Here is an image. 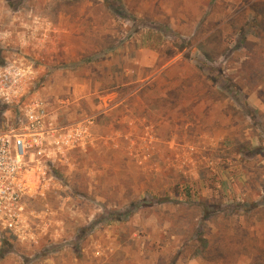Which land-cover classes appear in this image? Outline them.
<instances>
[{"label":"clouds","instance_id":"1","mask_svg":"<svg viewBox=\"0 0 264 264\" xmlns=\"http://www.w3.org/2000/svg\"><path fill=\"white\" fill-rule=\"evenodd\" d=\"M0 264H264V0H0Z\"/></svg>","mask_w":264,"mask_h":264},{"label":"rangeland","instance_id":"2","mask_svg":"<svg viewBox=\"0 0 264 264\" xmlns=\"http://www.w3.org/2000/svg\"><path fill=\"white\" fill-rule=\"evenodd\" d=\"M10 6H15V5H10ZM258 7L260 5H257ZM212 39H216L215 37H213ZM115 72V68H113L112 70H109L107 68H104L102 65H98L96 68H93L91 74H90V78L92 79V81L95 83V82H99V81H102L106 78H108L109 76H112ZM82 89L85 88L84 85H81L80 86ZM73 95L76 94V89H72L71 90ZM87 101L86 100H81L80 103L81 105L83 106ZM93 103H95L96 101L93 100L92 101Z\"/></svg>","mask_w":264,"mask_h":264}]
</instances>
